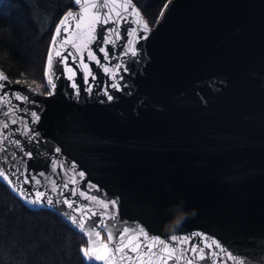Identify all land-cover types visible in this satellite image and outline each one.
Returning <instances> with one entry per match:
<instances>
[{
    "label": "water",
    "instance_id": "95a60500",
    "mask_svg": "<svg viewBox=\"0 0 264 264\" xmlns=\"http://www.w3.org/2000/svg\"><path fill=\"white\" fill-rule=\"evenodd\" d=\"M98 2L73 0L54 26L43 71L53 48L76 73L69 80L64 60L53 55L54 95H47L44 73L45 92L0 70L7 78L0 81V170L11 186L0 179L30 208L56 213L86 245L89 236L71 217H83L85 231L98 225L99 244L108 243L109 232L127 227L133 236L143 228L148 238L139 236L141 252L159 238L186 258L194 254L184 249L203 248L206 259L196 264H236L227 254L243 264H264V0H167L153 26L131 0L146 29L118 7L125 0H105L108 7L101 11L111 10V22L93 25L86 16L77 28L80 9L95 12L90 6ZM69 12L73 16L65 20ZM57 27V43L70 41L61 48L52 43ZM32 111L40 116L35 124ZM38 191L45 193L41 203H27ZM174 206L188 217L168 233L161 226ZM173 235L187 242L177 244ZM112 258L115 264H139L138 253L128 248ZM167 264H177L175 257Z\"/></svg>",
    "mask_w": 264,
    "mask_h": 264
},
{
    "label": "trees",
    "instance_id": "16d2710c",
    "mask_svg": "<svg viewBox=\"0 0 264 264\" xmlns=\"http://www.w3.org/2000/svg\"><path fill=\"white\" fill-rule=\"evenodd\" d=\"M72 1L0 0V70L9 80L45 92L46 49L60 16L74 7ZM132 1L153 26L167 0ZM85 246L65 220L53 211L30 208L0 179V264H82Z\"/></svg>",
    "mask_w": 264,
    "mask_h": 264
},
{
    "label": "snow or ice",
    "instance_id": "6c2138e0",
    "mask_svg": "<svg viewBox=\"0 0 264 264\" xmlns=\"http://www.w3.org/2000/svg\"><path fill=\"white\" fill-rule=\"evenodd\" d=\"M87 2V0H85V3ZM75 3L77 5L81 4V0H75ZM91 9H95V12H91L89 7H82L80 9L81 11V15L78 18V23L76 24L77 28L81 27V24H83L85 22L86 16L89 18V21L91 24H96L99 23L102 19L104 20L105 23L111 22V10L109 11V13H104L101 10L104 8L108 7V4L105 3V0H99L98 3H92L91 4ZM118 7H123V10L128 13L130 16L134 15L135 16V23L137 24H143V21L140 18V13L137 11V9L135 7H133L131 5V0H125V3L122 6H118ZM129 9H131L129 11ZM115 15L117 17H119L121 20H125L127 21L126 17L121 16L120 12H116ZM73 13L69 12L67 14V16L65 17V20L68 19V17H72ZM76 18V17H73ZM65 20L61 21V25H63L65 23ZM115 23H117V25L119 24V21H115ZM143 27L146 29L147 25L143 24ZM67 30V29H65ZM92 32H95V28L93 27L91 29ZM109 33L112 32H118V27L117 28H113V29H109L108 30ZM136 29H132V32H135ZM61 33V28L57 27L56 29V36L52 37V43L53 46L55 48H61L63 47L64 44H68L70 43V41L68 39H64L62 42H60L59 44L57 43V37L60 35ZM91 39L95 40L96 37L95 36H91ZM117 39H119V35H117ZM109 41L107 39H102L100 41V43H108ZM74 47H77L76 45H73ZM85 47H87V45H85ZM99 47V45H98ZM100 52L104 53L105 58L108 57V52L104 49V48H100L99 49ZM127 52H130L132 56H136L137 52L134 48L129 47L127 49ZM127 54V53H126ZM53 55H55L56 57H61L62 60H64L65 62V71L67 73H69L68 75V79L69 80H73V78L75 77L76 73L73 71V69L71 67H67V58L62 56V53L60 51H55V53L53 54V48H50L48 51V56H47V64H46V68H45V77L47 78V86H50V89L46 86V90H47V95L52 96L54 95V90L56 89V84L54 83L53 80V76L56 75L57 73L53 71V66H54V58ZM69 56H72L73 53L72 52H68ZM88 56L95 60L97 64L100 63V61L96 58V55L89 50L88 51ZM81 62L82 59H81ZM117 68L120 67V65H116ZM84 68L87 70L88 66L87 64L84 65ZM109 69L105 68V72H108ZM7 79L3 74H0V81H3ZM93 79H95V77L93 76ZM85 82L87 83V80H85ZM72 88L73 89H77L78 85L73 82L72 83ZM4 87L3 84H0V89H2ZM111 87L116 88L117 90H119V85L114 83L111 85ZM89 91H91V88L88 89ZM105 95L108 96L109 100H112V96L108 95L107 92H105ZM15 99L17 100H26V97H22V96H15ZM31 123L35 124L40 120V116L37 114L36 111H32L31 112ZM13 123H15V120H13ZM4 127L7 128L8 125L5 123ZM28 131H33L32 129H28ZM27 134V132L25 133ZM2 150V149H0ZM53 170H55V166L53 167ZM81 176H83V173H80ZM0 177L3 178L4 181L8 182L9 185L11 186L12 181L9 180L8 175L3 171L0 170ZM28 179H25L24 183H28ZM37 183H39V181H37ZM16 189L13 188V191H15ZM55 190V189H53ZM35 199H30L27 201V203H31V204H40L42 199L45 197V193L43 192H36L35 193ZM92 200H95V197L91 198ZM47 203L49 205H51L53 203L51 197L47 198ZM64 204H66L70 209L73 207V203L70 202L69 200H64ZM102 207L104 209H108L109 205L107 203L103 204ZM112 207L115 208L116 204L115 201H113L112 203ZM93 216L96 215V213H92ZM90 219V218H89ZM71 222L73 225L77 226L79 228V230L81 232H83L86 236H89V240L87 242V245L85 247H82L80 249V252L82 253L83 256V261L82 264H84V262H86V264H95V261H105V264H115L114 259L112 258L115 253H122L124 252L125 248H128L129 251H135L138 253V262L139 264H157V262H162V264H167V260L168 259H172L173 257H175L177 264H180L181 261H184V264H196V262L198 260H205L206 259V255L204 252L203 248H197L196 246H193L191 249H184V251H191L194 255L191 258H186L184 256L183 252H180L179 255H176L177 249L175 247H170L169 244L164 240V239H159V238H154L152 240L151 245H147L145 246L147 251L146 252H141V244L138 242L139 241V236H144L145 239H147V233L144 231L143 228H139L137 231V235H133V236H128V233L130 231H132L131 229L125 227L123 228L121 231L118 232H109L107 235V241L108 243L105 244H99L98 241L100 239V231H97V227L98 225H96L95 223L89 228L88 231H85V220L83 217H81V219L78 221L76 217H71ZM100 226H105L103 225V220H101L100 222ZM95 233L96 236V240H92L91 239V235L92 233ZM197 236H199L200 234L197 233ZM125 237H127V241L125 242ZM171 240L176 242L177 244H185L187 242V238L184 237H177L176 235H173L171 237ZM134 241H136L134 243ZM212 245H215L217 248L220 247L219 244H217V242L215 240L211 241ZM155 245H162L163 247L161 249H159L158 252H153L152 251V247ZM205 247H210L209 245H205ZM227 254V253H226ZM228 258L230 260H235L236 264H243V261L239 260L236 256L231 255V254H227ZM145 256H147V260H145ZM155 258V259H153ZM213 264H215V262H213Z\"/></svg>",
    "mask_w": 264,
    "mask_h": 264
},
{
    "label": "clouds",
    "instance_id": "9594fccd",
    "mask_svg": "<svg viewBox=\"0 0 264 264\" xmlns=\"http://www.w3.org/2000/svg\"><path fill=\"white\" fill-rule=\"evenodd\" d=\"M170 212L172 213L171 219L165 221L161 226L162 230L168 233L174 232L182 227L184 220L188 217V214L179 206H174L170 209Z\"/></svg>",
    "mask_w": 264,
    "mask_h": 264
},
{
    "label": "bare ground",
    "instance_id": "6f19581e",
    "mask_svg": "<svg viewBox=\"0 0 264 264\" xmlns=\"http://www.w3.org/2000/svg\"><path fill=\"white\" fill-rule=\"evenodd\" d=\"M12 191V190H11ZM14 194V193H13ZM40 210V209H39Z\"/></svg>",
    "mask_w": 264,
    "mask_h": 264
}]
</instances>
